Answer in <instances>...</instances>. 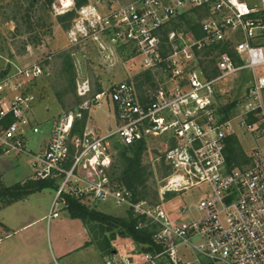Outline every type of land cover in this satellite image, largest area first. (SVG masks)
I'll use <instances>...</instances> for the list:
<instances>
[{
    "label": "built area",
    "instance_id": "obj_1",
    "mask_svg": "<svg viewBox=\"0 0 264 264\" xmlns=\"http://www.w3.org/2000/svg\"><path fill=\"white\" fill-rule=\"evenodd\" d=\"M257 1L99 0L76 9L81 16L90 13L86 27L102 49L106 36L112 54L131 50L143 73L154 77L130 76L85 104L109 98L116 126L104 135L74 134L83 114L70 112L54 123L48 144L32 151L30 137L42 133L35 116L37 84L52 56L0 73V151L31 157L33 179L57 186L48 219L69 211L72 200L87 208L114 200L140 218L137 229H154L153 250L112 254L104 264H264V147L257 144L243 166L230 153L238 130L264 145V73L259 72L264 69V0ZM101 4H111V10L103 13ZM194 11L202 13L196 23L201 36L185 28L164 36L168 26ZM223 44L234 57L213 49ZM243 71L252 77L251 85L245 101L227 116L233 103L223 100L224 83ZM84 86L86 95L90 85ZM156 142L166 145L152 157V167L157 175V163L167 175L158 202L137 201L108 174L114 145L143 144L152 155ZM196 188L202 191L196 204L167 207L169 195Z\"/></svg>",
    "mask_w": 264,
    "mask_h": 264
},
{
    "label": "rangeland",
    "instance_id": "obj_2",
    "mask_svg": "<svg viewBox=\"0 0 264 264\" xmlns=\"http://www.w3.org/2000/svg\"><path fill=\"white\" fill-rule=\"evenodd\" d=\"M79 1L83 2L82 7H88L96 5L99 0H85V2L84 0H72V6L68 7L62 6L61 0H53L51 4H48L47 0H0V73L9 67L13 68L14 65H31L43 62L48 56H52L51 60L44 61L48 66V73L37 84L38 103L35 107V116L40 123L42 133L30 137L29 149H37L38 145L49 136L50 130L58 118L70 112L83 114L82 118H78L75 123L77 125L76 135L87 131L90 114L93 115V123H96L97 134L103 131L107 133L110 128L116 126L109 98H104L97 105L91 103L86 106L85 104L92 101L98 92L107 91L113 84L128 79L130 76L140 75L146 80L153 77L152 73H143L140 57L131 54V50L121 49L120 53L115 51L112 54L113 48L108 37L105 36L101 40L105 49H102L91 38V27L90 30L86 27L89 23L86 21H88L90 13L84 16L79 15L76 11L81 8L77 5ZM128 1L131 0H121L123 4ZM252 1L254 4L259 3L257 0ZM99 6L98 9L103 13L111 10V4ZM107 7L109 9H106ZM195 16L199 17L197 14ZM177 23L182 26L180 29H186V21L180 18L166 28L164 36L174 30ZM259 72L264 73V69H260ZM161 74L162 72H160ZM156 76H159L158 72ZM251 82L252 77L247 71L229 77L224 83V102L237 103V106H240L245 101ZM84 83L90 85V90L86 95H84L87 91L86 87H83ZM84 112L88 113L86 120ZM93 123L92 126H94ZM237 132L240 138V140L236 139L237 148L240 149L238 156L240 158L233 159L238 163V166H243L246 163L247 155L254 150L255 146L258 144L264 147V145L262 141H258V143L254 141L242 130ZM164 144L166 145L164 142L153 143L151 145L152 155L147 154L149 152L145 149L142 158V163L148 173V190L155 201L158 200L157 191L162 186V179L167 175V172L156 163L157 175H155L152 157L156 158L161 155L165 147ZM114 148L117 153L113 156V167L108 171V174L116 179L120 178L124 171V151L128 156H132L133 153L124 149L123 145L119 143L115 144ZM33 174L28 156L19 155L17 157L15 154H0V175L3 176L7 186L31 179ZM56 189L55 185L30 196L26 202L6 209L0 214V219L3 218L6 225L14 229L20 224L19 221L43 217L48 213L54 201ZM138 192H140V187H138ZM201 192V189L196 188L183 193L171 194L166 197L165 202L170 210H175L183 204H196ZM7 202L8 200L0 201V210L6 208ZM59 209H61L60 206ZM87 209L114 218H125L128 211L131 210V208L117 205L114 200L97 205L92 204ZM61 210L60 218L53 221L49 228H47L46 221L37 226V228H43V232L38 237L42 243L39 252L43 253L44 264H64L63 256H66L68 249L75 252L72 258L73 262L77 261L81 255H85L84 264H103L104 257L108 256L110 251L117 250L120 256H126L140 250V245L130 236L122 235L123 231L120 227L111 230L110 226L103 227L99 222L89 221H82L81 224L75 221L73 225L69 226L70 224L67 225L63 222L65 218L70 217L69 211ZM193 216H197L195 211H193ZM184 217L189 218L187 215ZM0 226H2L1 223ZM79 226L86 235L84 247L88 249H84V252L83 250L76 251V248L80 247L77 229ZM7 232L0 227V239L3 241L0 243V264H26L30 255L29 243L25 239L26 233H11V237H6L7 234H10ZM107 243L110 244V249L107 248ZM13 255L12 263L8 261V258H12Z\"/></svg>",
    "mask_w": 264,
    "mask_h": 264
},
{
    "label": "trees",
    "instance_id": "obj_3",
    "mask_svg": "<svg viewBox=\"0 0 264 264\" xmlns=\"http://www.w3.org/2000/svg\"><path fill=\"white\" fill-rule=\"evenodd\" d=\"M53 0H47L48 4H51ZM85 2V0H84ZM83 2H78V7H82ZM197 14L199 17H202L201 12L194 11L192 13H188L186 15H182L180 18L186 21V29L192 30L197 36H201V32L199 30V25L196 24L198 18L195 16ZM179 18V19H180ZM182 26L180 24H175V29H180ZM214 50H219L220 52H228L231 56L234 57V54L231 50H229L227 44L218 45L213 48ZM215 63V60L211 61ZM9 67L8 70H10ZM217 71L214 70L213 74L215 75ZM149 79V76H148ZM101 93V92H98ZM237 107V103L230 104L228 108L225 110V114L229 116V114L235 110ZM85 120L88 117V113L84 112ZM77 125H75L73 133L76 134ZM82 135V134H81ZM238 143L236 140H232L231 146V154L235 160H237L239 156V150L237 148ZM124 149L133 153L132 156L126 155L124 151L123 155L125 158V167L124 171L121 174L120 178H116L114 180L123 183L128 189L132 190L135 194V198L137 201L153 198L150 195V191L148 190L147 182H148V173L146 168L142 163L143 153L145 150V146L143 144H137L131 147H125ZM0 153H2L0 151ZM238 157V158H237ZM113 178V177H112ZM54 182L51 181H36L29 180L25 183H17L13 186H7L2 177L0 176V201H7V205L12 204L17 201H21L28 197L29 195L42 192L46 188L54 187ZM138 187H140V192H138ZM158 194V193H157ZM70 217L73 219H81L84 222H99L103 227L110 226V229L115 227H120L123 231V236H130L137 244L140 245V249L143 248L145 251H151L154 247H151L152 243V235L154 229L152 227H147L142 230L137 229L138 222H140V218L135 217L133 212L130 210L125 218H114L110 215H105L104 213L89 211L83 205L79 204L76 201H70V209H69ZM109 228V227H108ZM107 248H111L110 244L107 243ZM146 245L150 247H146ZM104 249V248H102ZM140 251V250H139ZM113 251H110L109 255H112Z\"/></svg>",
    "mask_w": 264,
    "mask_h": 264
},
{
    "label": "crops",
    "instance_id": "obj_4",
    "mask_svg": "<svg viewBox=\"0 0 264 264\" xmlns=\"http://www.w3.org/2000/svg\"><path fill=\"white\" fill-rule=\"evenodd\" d=\"M103 101V100H102ZM101 101V102H102ZM113 107V106H112ZM113 115H114V112H113ZM92 114H90V116L88 117L89 119H88V126H87V130L88 131H93V132H95V133H97V131H96V123H93L94 122V119L92 118ZM37 121H38V119H37ZM92 123L94 124V126H92ZM52 129V128H51ZM104 134H106V133H104V131L103 132H101L100 133V135H104ZM50 135H51V130H50V133H49V136L48 137H46L39 145H38V147H37V149H35V150H33L32 149V151H39L40 149H42V148H44L47 144H48V142H49V140H50ZM239 140H240V138H239ZM0 154H2V153H0ZM17 157H19V156H17ZM28 158L30 159V164H31V167H32V158L31 157H29L28 156ZM33 169V168H32ZM1 177H2V179H3V176L2 175H0ZM29 180H34L33 179V177L31 178V179H28V180H24V181H22V182H20V183H25V182H27V181H29ZM3 181H4V179H3ZM4 183H5V181H4ZM39 193V192H38ZM36 194V193H35ZM32 195H34V194H32ZM32 195H29L28 197H26L25 199H23V200H21V201H17V202H14V203H12V204H9V205H7L6 206V208H4V209H2V210H0V214H2L6 209H8V208H12V207H16L17 205H19V204H21V203H23V202H26V200H28V198L30 197V196H32ZM53 203V202H52ZM51 207H52V204H51ZM51 207H50V209H49V211H48V213L46 214V215H44L43 217H41V218H29V219H25V220H23V221H19V225H17V227H15L14 229H12L11 227H9L8 225H6V223L3 221V218L2 219H0V223H1V225L2 226H0L1 227V229L2 230H7L8 232L7 233H10V234H7L6 235V237H11L12 236V234L11 233H18V232H20V233H22V232H24V233H26V237H25V239L28 241V243H29V253H30V255H29V258H28V260H27V263L26 264H44V258H43V253H40L39 252V247L42 245V243H40V240H39V235L43 232V228H37V226L39 225V224H41V223H43V222H47V225H48V227L47 228H49L50 226H51V224H52V222L53 221H55V220H57V219H59V218H57V219H48V217H49V215H50V212H51ZM81 219H73L72 217H68V219H64V223L65 224H67V225H69V226H71V225H73V223L76 221V222H79V224H81V222H82V220L80 221ZM68 222V223H67ZM70 222V223H69ZM78 234H79V237H78V242L80 243V247H78V248H76V251H81V250H83V252H84V249H86L87 247H84V244H85V242H86V235H85V233L82 231V228H81V226H79L78 228ZM28 233V234H27ZM1 242H3L2 241V239H0V243ZM86 246V245H85ZM11 247V246H10ZM72 249H74V248H72ZM88 249V248H87ZM75 254V252H74V250H69L68 249V251L66 252V256H63L64 257V264H84L85 263V261L83 260L84 259V257H85V255H81L80 256V258L79 259H77V261H75V262H73V255ZM83 254V253H82ZM113 254H118L119 255V251H117V250H114V252H113ZM1 256V255H0ZM13 259H14V255H13V257L12 258H8V261L9 262H12L13 261ZM13 263V262H12ZM11 264V263H10ZM95 264V263H94ZM103 264H104V262H103Z\"/></svg>",
    "mask_w": 264,
    "mask_h": 264
},
{
    "label": "bare ground",
    "instance_id": "obj_5",
    "mask_svg": "<svg viewBox=\"0 0 264 264\" xmlns=\"http://www.w3.org/2000/svg\"><path fill=\"white\" fill-rule=\"evenodd\" d=\"M72 5V0H63L62 6L68 7Z\"/></svg>",
    "mask_w": 264,
    "mask_h": 264
}]
</instances>
